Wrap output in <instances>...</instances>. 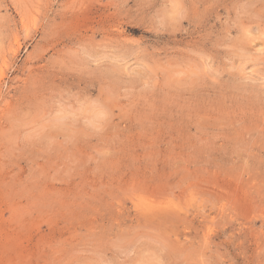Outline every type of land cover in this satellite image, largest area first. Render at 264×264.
Instances as JSON below:
<instances>
[{"label":"rangeland","instance_id":"374dc122","mask_svg":"<svg viewBox=\"0 0 264 264\" xmlns=\"http://www.w3.org/2000/svg\"><path fill=\"white\" fill-rule=\"evenodd\" d=\"M0 264H264V0H0Z\"/></svg>","mask_w":264,"mask_h":264},{"label":"bare ground","instance_id":"6f19581e","mask_svg":"<svg viewBox=\"0 0 264 264\" xmlns=\"http://www.w3.org/2000/svg\"><path fill=\"white\" fill-rule=\"evenodd\" d=\"M171 216V215H170ZM158 226V225H157ZM167 228V227H166Z\"/></svg>","mask_w":264,"mask_h":264}]
</instances>
